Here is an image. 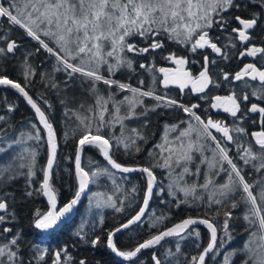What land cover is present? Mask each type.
<instances>
[{
  "label": "snow or ice",
  "instance_id": "obj_1",
  "mask_svg": "<svg viewBox=\"0 0 264 264\" xmlns=\"http://www.w3.org/2000/svg\"><path fill=\"white\" fill-rule=\"evenodd\" d=\"M0 92V264H88L68 245L41 246L85 197L123 222L105 230L100 215L104 236L82 223L77 240L123 264H146V251L150 264H264V0H0ZM52 95L76 181L62 206ZM21 98L34 116L17 127ZM169 114L176 122L163 123L157 140L153 117ZM89 149L102 159L85 164ZM132 174L143 185L127 189ZM102 181L113 194L91 191ZM38 197L47 211H33L38 237L28 244L17 204ZM174 210L185 216L169 226ZM145 224L147 238L118 245V234Z\"/></svg>",
  "mask_w": 264,
  "mask_h": 264
},
{
  "label": "trees",
  "instance_id": "obj_2",
  "mask_svg": "<svg viewBox=\"0 0 264 264\" xmlns=\"http://www.w3.org/2000/svg\"><path fill=\"white\" fill-rule=\"evenodd\" d=\"M21 32H17V38L21 35ZM181 54H184L183 49L180 50ZM18 59V58H17ZM160 66L167 65L165 62H158ZM14 62H13V65ZM12 66L9 67L8 71L9 74L13 79L17 78V72L12 70ZM39 86L37 85V88ZM34 95H38V91L33 90ZM2 94V92H0ZM8 96L10 98L13 97V91L8 90ZM52 102L56 105L55 112L53 113V116L55 118V127L57 128L59 135V141H60V167L56 170V176L54 180L55 187L58 191V199L59 203L62 206L65 202H67L69 199H71L74 190H75V175H74V166L71 160L69 159H63L64 157H70L73 155V148L64 143L63 139V132L66 130L63 118L61 114V108L57 101V98L55 95H52L51 97ZM191 99V98H190ZM192 102V99H191ZM194 103V102H193ZM19 108L18 111L14 114V123L17 127H20L23 122H25L27 119L33 117V114L31 111L27 108L25 103L22 99L18 101ZM182 115V114H180ZM176 115H166L164 117H153V123L155 125L154 130L157 132L156 139H159L160 135V128L163 123L171 121L176 122ZM155 142V141H153ZM148 147H151L149 145ZM45 150L43 147L40 148V157H39V163L43 164L45 162ZM102 159L98 156V154L92 150L89 149L87 153L85 154L84 163H87L88 159ZM121 160H124V158H120ZM163 177V173H158ZM132 179L129 180L127 183L124 184V187L127 189H130L133 184L136 185H143V180L139 178V174L132 175ZM23 182L21 181L20 184L16 186V191H20V186ZM95 189H98L102 193L106 194H113L112 192V186L110 181H102L98 185H92L91 191L96 192ZM36 208H40L42 211H47V206L44 202L43 197L36 198L33 202L29 203H18L17 204V211L19 213V221L18 224L20 227L23 228L25 238L28 242V244L33 243L34 241H37L38 233L37 230L33 229L31 226V216L33 211ZM89 208V201L87 198L84 199L82 204L79 207L78 213L76 218L67 225H64L63 228L56 232L55 235L52 237L51 240H46L42 247H46L48 245L51 246V251L57 250L59 247H62L64 245H68L69 250L73 252L74 255H76L79 258H87L88 264H123L122 261H118L113 254H111L105 247H99L98 249H92L90 247H87L80 243L77 240V237L75 236L76 231L79 229L82 223L86 224V231L92 232L94 231L95 234L101 235V237L104 236V232L101 231V225L99 224V216H104V224L103 228L105 230L111 229L112 227L118 225L119 223L123 222V216L122 214L115 213L111 209H94L91 208V211L86 213L87 209ZM152 208L155 209L157 214H160L162 211L167 212V209L163 205H158L156 202L152 203ZM137 210L136 206L134 205L132 209L129 210L130 214H134V211ZM191 211V210H190ZM174 215L172 217L171 221H166V223L170 226L172 222H178L179 219L183 218L185 216V212L183 210H174ZM191 215H196L195 211H191ZM233 224L235 225L236 229L238 231H241L244 227L243 222L240 220L233 221ZM92 225H95V229L92 228ZM150 231H154L153 229H149L147 224H145L143 229H139L136 231H126L120 236L117 237L118 245L124 249H128L135 245L137 240H142L144 238H147V235ZM206 231V230H205ZM246 235V234H244ZM244 235H240L236 241L237 244H239L243 239ZM206 239V237H205ZM75 244V246H73ZM27 244L25 245V248H27ZM171 246V245H170ZM182 247L185 252H191L192 248L190 245H185L184 242H182ZM142 259L146 262V264H150L149 262V252H145L142 256Z\"/></svg>",
  "mask_w": 264,
  "mask_h": 264
},
{
  "label": "flooded vegetation",
  "instance_id": "obj_3",
  "mask_svg": "<svg viewBox=\"0 0 264 264\" xmlns=\"http://www.w3.org/2000/svg\"><path fill=\"white\" fill-rule=\"evenodd\" d=\"M259 35H260V34L257 33V36H259ZM256 43H259V40H257ZM209 51H210V50H209ZM197 59H199V57H197ZM246 62H251V58H248ZM165 67H171V65H168V64H167V65H165ZM190 67H191V69H192V71H193L194 73L197 72V71H198V68H199L198 65H190ZM232 70H238V68H237V66H236L235 63L232 64ZM220 94H224V93L221 92ZM190 98L192 99V102H194V103L197 102L195 96L190 97ZM253 102H255V101H253ZM200 103L203 104L202 101H200ZM213 115L216 116L215 113H213ZM217 118H224V119H226L229 123H231V118L228 117L226 114H221V115H220L219 117H217ZM249 123H250V122H249ZM250 130H252V131H258L259 128H258V126L253 125V126H251Z\"/></svg>",
  "mask_w": 264,
  "mask_h": 264
},
{
  "label": "water",
  "instance_id": "obj_4",
  "mask_svg": "<svg viewBox=\"0 0 264 264\" xmlns=\"http://www.w3.org/2000/svg\"><path fill=\"white\" fill-rule=\"evenodd\" d=\"M12 91V90H11ZM22 99V98H21ZM25 105H26V103H25ZM27 106V105H26ZM27 108L31 111V113L33 114V116H34V113H33V111L30 109V107L29 106H27ZM132 175H135V174H132ZM85 198H83L82 199V202H83V200H84ZM44 201H45V204L47 205V201H46V199L44 198ZM81 202V203H82ZM81 205V204H80ZM80 205H78V208H79V206ZM78 208H77V210L75 211V213L73 214V216H72V218L67 222V223H69V222H71L73 219H74V217L77 215V211H78ZM202 227V226H201ZM126 232V231H125ZM123 234V233H122ZM121 234H118V236H120ZM114 256V255H113ZM115 257V256H114ZM118 261H119V258H117V257H115Z\"/></svg>",
  "mask_w": 264,
  "mask_h": 264
},
{
  "label": "rangeland",
  "instance_id": "obj_5",
  "mask_svg": "<svg viewBox=\"0 0 264 264\" xmlns=\"http://www.w3.org/2000/svg\"><path fill=\"white\" fill-rule=\"evenodd\" d=\"M91 187H92V185H91ZM95 190H96V192H100L98 189H95ZM89 211H91V208H88L87 211H86V213H88Z\"/></svg>",
  "mask_w": 264,
  "mask_h": 264
}]
</instances>
